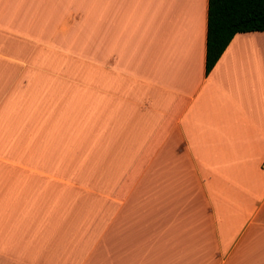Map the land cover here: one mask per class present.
Returning a JSON list of instances; mask_svg holds the SVG:
<instances>
[{"label": "crops", "instance_id": "1", "mask_svg": "<svg viewBox=\"0 0 264 264\" xmlns=\"http://www.w3.org/2000/svg\"><path fill=\"white\" fill-rule=\"evenodd\" d=\"M208 0H0V264H264V32L205 71Z\"/></svg>", "mask_w": 264, "mask_h": 264}, {"label": "trees", "instance_id": "2", "mask_svg": "<svg viewBox=\"0 0 264 264\" xmlns=\"http://www.w3.org/2000/svg\"><path fill=\"white\" fill-rule=\"evenodd\" d=\"M264 32V0H208L206 74L238 33Z\"/></svg>", "mask_w": 264, "mask_h": 264}, {"label": "built area", "instance_id": "3", "mask_svg": "<svg viewBox=\"0 0 264 264\" xmlns=\"http://www.w3.org/2000/svg\"><path fill=\"white\" fill-rule=\"evenodd\" d=\"M261 169H262V171H264V160L261 163Z\"/></svg>", "mask_w": 264, "mask_h": 264}]
</instances>
